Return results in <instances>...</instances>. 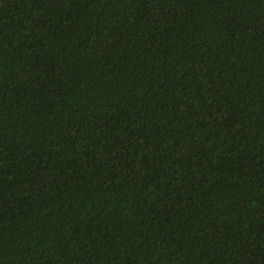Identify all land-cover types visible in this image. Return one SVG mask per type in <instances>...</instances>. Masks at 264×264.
Wrapping results in <instances>:
<instances>
[{"label":"trees","instance_id":"16d2710c","mask_svg":"<svg viewBox=\"0 0 264 264\" xmlns=\"http://www.w3.org/2000/svg\"><path fill=\"white\" fill-rule=\"evenodd\" d=\"M0 264H264V0H0Z\"/></svg>","mask_w":264,"mask_h":264}]
</instances>
